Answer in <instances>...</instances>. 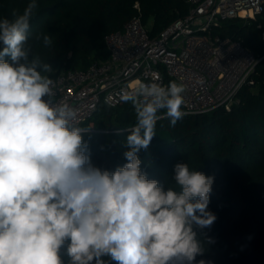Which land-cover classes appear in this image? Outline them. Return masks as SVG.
Wrapping results in <instances>:
<instances>
[{
  "label": "clouds",
  "instance_id": "obj_1",
  "mask_svg": "<svg viewBox=\"0 0 264 264\" xmlns=\"http://www.w3.org/2000/svg\"><path fill=\"white\" fill-rule=\"evenodd\" d=\"M37 9L30 0L0 19V264H64L65 246L68 264H211L196 258L214 243L197 231L217 219L208 210L214 177L177 163L165 186L148 178L139 157L157 121L174 127L183 117L185 86L122 89L119 102L136 114L126 163L96 166L89 129L73 124L76 111L55 98L56 69L33 51L53 43L30 30Z\"/></svg>",
  "mask_w": 264,
  "mask_h": 264
},
{
  "label": "trees",
  "instance_id": "obj_2",
  "mask_svg": "<svg viewBox=\"0 0 264 264\" xmlns=\"http://www.w3.org/2000/svg\"><path fill=\"white\" fill-rule=\"evenodd\" d=\"M30 0H0V19L12 18ZM30 22L32 33L51 36L52 46L42 42L33 51L57 71L84 70L93 62L106 60L108 34L123 30L135 16L152 20V33L164 30L188 14L184 0H37ZM139 4L140 9L135 7ZM264 11L255 19L222 22L215 35L242 39L264 56ZM239 103L230 112L217 109L208 114L183 115L173 127L169 119L157 121L156 135L147 150H141L142 171L161 184L173 183L177 163L214 177L208 210L217 217L210 228L197 229L214 243L196 259L211 264H264V59L253 75V84L243 87ZM136 124L131 103L117 107L101 105L86 123L84 134L92 162L115 170L123 166V142ZM68 264L66 246L61 250ZM108 259V258H105ZM111 264H115L114 261Z\"/></svg>",
  "mask_w": 264,
  "mask_h": 264
},
{
  "label": "built area",
  "instance_id": "obj_3",
  "mask_svg": "<svg viewBox=\"0 0 264 264\" xmlns=\"http://www.w3.org/2000/svg\"><path fill=\"white\" fill-rule=\"evenodd\" d=\"M184 1L188 14L159 33H152L153 23L135 16L123 30L106 36V60L84 70L57 71L50 77L56 100L77 113L73 124L86 128L101 105L108 106L106 101L115 107L124 104L119 102L121 90H133L142 82L183 84L184 115L199 116L221 108L230 112L239 103L241 90L253 84L264 56L242 39L214 31L227 20L255 19L264 11V0ZM135 7L140 9L139 4Z\"/></svg>",
  "mask_w": 264,
  "mask_h": 264
},
{
  "label": "rangeland",
  "instance_id": "obj_4",
  "mask_svg": "<svg viewBox=\"0 0 264 264\" xmlns=\"http://www.w3.org/2000/svg\"><path fill=\"white\" fill-rule=\"evenodd\" d=\"M148 23H150V24H152V20L151 21H149ZM259 27V26H258ZM264 27V25H263V23H262V28Z\"/></svg>",
  "mask_w": 264,
  "mask_h": 264
}]
</instances>
